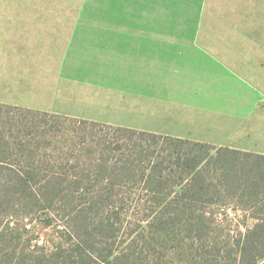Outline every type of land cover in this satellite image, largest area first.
Instances as JSON below:
<instances>
[{"label": "trees", "instance_id": "16d2710c", "mask_svg": "<svg viewBox=\"0 0 264 264\" xmlns=\"http://www.w3.org/2000/svg\"><path fill=\"white\" fill-rule=\"evenodd\" d=\"M230 205L253 226L231 233ZM32 215L53 238L32 242ZM263 257V154L0 102V264Z\"/></svg>", "mask_w": 264, "mask_h": 264}, {"label": "crops", "instance_id": "0c3cea01", "mask_svg": "<svg viewBox=\"0 0 264 264\" xmlns=\"http://www.w3.org/2000/svg\"><path fill=\"white\" fill-rule=\"evenodd\" d=\"M79 6L0 14V102L264 155V0Z\"/></svg>", "mask_w": 264, "mask_h": 264}, {"label": "rangeland", "instance_id": "374dc122", "mask_svg": "<svg viewBox=\"0 0 264 264\" xmlns=\"http://www.w3.org/2000/svg\"><path fill=\"white\" fill-rule=\"evenodd\" d=\"M82 1L85 0H0V14H4L5 9L12 11L13 13L22 12L25 15L47 13L58 15L76 14L79 13V4H81ZM2 3H6V5H1ZM3 25H5L4 20L0 23V26ZM38 38L42 39L44 37L40 34ZM215 209L222 218L228 215L229 224L231 225L230 228L232 229L231 233H236L237 229L244 231L246 225L248 227H252L255 222L252 218L246 219V214L242 210H233L232 205L226 208L225 211L222 208ZM13 219L15 221V218ZM18 222H20L24 227L27 226V230L29 232L28 236L32 238V242L35 244H43L48 239L53 238V229L46 228L36 215L29 216L28 218L25 217V219H21ZM168 240V247L175 245V242L171 239ZM257 264H264V257L259 259Z\"/></svg>", "mask_w": 264, "mask_h": 264}]
</instances>
